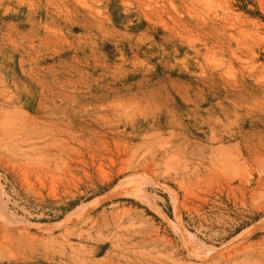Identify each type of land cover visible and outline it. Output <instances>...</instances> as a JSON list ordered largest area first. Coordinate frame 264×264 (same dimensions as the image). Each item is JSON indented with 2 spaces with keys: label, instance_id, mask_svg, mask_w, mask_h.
I'll return each mask as SVG.
<instances>
[{
  "label": "rangeland",
  "instance_id": "374dc122",
  "mask_svg": "<svg viewBox=\"0 0 264 264\" xmlns=\"http://www.w3.org/2000/svg\"><path fill=\"white\" fill-rule=\"evenodd\" d=\"M0 106V264H264V0H0Z\"/></svg>",
  "mask_w": 264,
  "mask_h": 264
},
{
  "label": "bare ground",
  "instance_id": "6f19581e",
  "mask_svg": "<svg viewBox=\"0 0 264 264\" xmlns=\"http://www.w3.org/2000/svg\"><path fill=\"white\" fill-rule=\"evenodd\" d=\"M44 96H46V95H44ZM43 96V97H44ZM62 96V95H61ZM60 97V96H59ZM61 98V97H60ZM54 99V98H53ZM68 99V98H67ZM43 100V99H42ZM43 102V101H42ZM41 102V103H42ZM47 102V101H46ZM43 103V104H47V103ZM50 102V101H49ZM112 102V101H111ZM54 103V102H53ZM83 103V102H82ZM110 103V102H109ZM31 104V103H30ZM35 104V103H34ZM42 104V105H43ZM58 104V103H57ZM80 104V103H79ZM39 105H41V104H39ZM38 105V106H39ZM51 105H53V104H51ZM109 105V104H108ZM112 105V104H111ZM37 106V105H36ZM50 106V105H49ZM107 106V105H106ZM115 106V105H114ZM1 107V106H0ZM45 107V106H44ZM47 107H48V105H47ZM62 107H63V105H62ZM107 107H109V106H107ZM106 107V108H107ZM111 107V106H110ZM46 108V107H45ZM45 108H44V110H45ZM105 108V109H106ZM3 109V108H2ZM60 109H61V107H60ZM109 108H107V110H108ZM1 110V109H0ZM46 111V110H45ZM74 112V111H73ZM107 112V111H106ZM103 113V112H102ZM36 114V113H35ZM106 114V113H105ZM18 115V114H17ZM104 115V114H103ZM103 115L101 116V115H99L98 114V112L97 111H95V112H92L91 114L89 113H86V114H83L82 112H81V115H80V117H77L76 116V114L75 113H67V112H62V113H60V114H57V113H55L54 114V117H53V119H50V117H48L49 118V120H52V122L50 123V128L49 127H47V129H44L43 131H40L39 129L38 130H36V131H38V135H37V139L39 140V139H44V141L47 143L48 141H50L51 143V145H53V146H55V144H52V143H57V145L59 144H61L62 146H66L69 142H71V141H76L77 142V140H80L81 139V137H83V134L84 135H86L85 133H88L89 135H94V134H96L97 133V128H98V125L100 124H98V122H99V119H103ZM108 115V114H107ZM106 115V116H107ZM13 118V117H12ZM33 118H37L36 116L34 117L33 116ZM43 118V117H42ZM47 118V119H48ZM95 118L97 119V121H95ZM104 118H106L107 119V117H105L104 116ZM40 119H41V117H40ZM109 119H110V116H109ZM109 119H107V122L106 123H108L109 121ZM112 119V118H111ZM34 120V119H33ZM37 120H38V118H37ZM10 121V120H9ZM47 121V120H46ZM103 121V120H102ZM162 122H163V120H161ZM104 123V122H103ZM106 123H104L105 124V126L103 125V130H107V129H111V127H110V124H106ZM45 124V123H44ZM101 125V124H100ZM16 126V125H15ZM40 126V125H39ZM100 127V126H99ZM32 128V126L30 127V129ZM37 128V127H36ZM42 128V127H41ZM40 128V129H41ZM113 128V127H112ZM79 130L81 131L80 133H79ZM34 131H35V129H34ZM40 131V132H39ZM83 131V132H82ZM9 132V131H8ZM30 132V131H29ZM31 132H33L32 130H31ZM30 132V134H32ZM15 134V133H14ZM28 134V133H27ZM34 134H36V132L34 133ZM10 135H11V133H10ZM23 135V134H22ZM28 136H30V135H28ZM27 136V137H28ZM32 136H35V135H32ZM244 135H242V137H243ZM19 137V136H18ZM26 137V138H27ZM44 141H42V142H44ZM64 142H66L67 144H65ZM41 143V142H40ZM49 143V142H48ZM63 143H64V145H63ZM38 144H39V142H38ZM46 145V144H45ZM72 145V144H71ZM238 145V144H237ZM39 146V145H38ZM37 145L36 146H33V147H38ZM44 146V145H43ZM43 146H41L42 148H43ZM61 146V147H62ZM224 146V145H223ZM232 146H234V145H232ZM236 146V145H235ZM52 147V146H51ZM69 147V146H68ZM46 148V147H45ZM50 148V147H49ZM55 148V147H54ZM47 149V148H46ZM228 149H230V146H229V148ZM228 151V150H227ZM46 153H51L50 152V150H49V152H46ZM51 155V154H50ZM50 155H48V156H50ZM55 156V155H54ZM51 157V156H50ZM61 157V156H60ZM58 158H59V156H58ZM47 159V158H46ZM54 160V159H53ZM113 237V236H112ZM112 239H114V238H112ZM117 239V238H116ZM115 242V241H114ZM98 264V263H97Z\"/></svg>",
  "mask_w": 264,
  "mask_h": 264
}]
</instances>
